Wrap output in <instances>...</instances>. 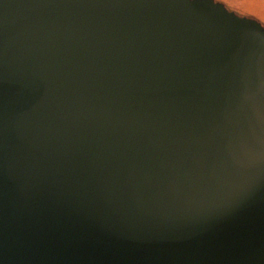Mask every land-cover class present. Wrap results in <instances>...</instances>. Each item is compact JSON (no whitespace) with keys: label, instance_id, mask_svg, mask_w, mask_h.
Masks as SVG:
<instances>
[{"label":"water","instance_id":"obj_1","mask_svg":"<svg viewBox=\"0 0 264 264\" xmlns=\"http://www.w3.org/2000/svg\"><path fill=\"white\" fill-rule=\"evenodd\" d=\"M263 26L0 0V264H264Z\"/></svg>","mask_w":264,"mask_h":264},{"label":"rangeland","instance_id":"obj_2","mask_svg":"<svg viewBox=\"0 0 264 264\" xmlns=\"http://www.w3.org/2000/svg\"><path fill=\"white\" fill-rule=\"evenodd\" d=\"M238 16L253 19L264 25V0H214ZM264 27V26H263Z\"/></svg>","mask_w":264,"mask_h":264}]
</instances>
